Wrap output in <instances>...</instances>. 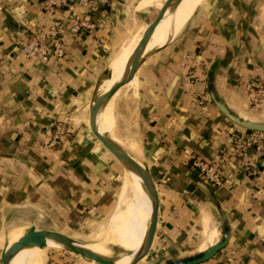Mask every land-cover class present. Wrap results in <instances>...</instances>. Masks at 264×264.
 Returning a JSON list of instances; mask_svg holds the SVG:
<instances>
[{
  "label": "crops",
  "instance_id": "0c3cea01",
  "mask_svg": "<svg viewBox=\"0 0 264 264\" xmlns=\"http://www.w3.org/2000/svg\"><path fill=\"white\" fill-rule=\"evenodd\" d=\"M162 2L125 4L150 17ZM121 4L110 0L96 6L94 34L66 32L64 56L41 61L26 56L22 44L65 11L46 12L41 0H0V249L11 228L33 223L82 229L107 206L113 175L108 153L95 146L96 154L88 133L84 136L83 128L70 121L74 111L66 110L83 98L88 109L120 37L126 14ZM166 30L160 20L151 36ZM215 61L218 95L235 110L264 120V95L250 99L247 88L251 80L264 78V0H202L182 30L151 53L119 91L114 113L138 133L124 136L142 151L158 188V255L188 244L196 230L201 237L196 251L215 242L219 204L229 221L228 242L196 264H264V150L251 148L242 155L228 146L231 130L241 126L208 94L207 71ZM102 112L103 130L116 133L109 113ZM220 157L221 185H210L193 159ZM146 219L124 244L135 252L110 251L101 259L124 264L137 257L150 237V228L148 237L144 233ZM25 246L42 260L48 245ZM180 251L174 255L185 254ZM13 258L24 264L16 253Z\"/></svg>",
  "mask_w": 264,
  "mask_h": 264
},
{
  "label": "water",
  "instance_id": "95a60500",
  "mask_svg": "<svg viewBox=\"0 0 264 264\" xmlns=\"http://www.w3.org/2000/svg\"><path fill=\"white\" fill-rule=\"evenodd\" d=\"M179 2L180 0H163L162 4L157 7V11L154 16L145 24L141 36L129 56L124 72L117 79L113 80L111 83H108L103 89H99V80L109 74V67L106 65L95 84L88 103V130L90 135L97 141L99 145L112 154L124 169H126L129 173L134 174L138 178L150 199L151 226L150 237L147 246L139 256L124 264L200 263L214 256L219 249L227 244L230 236V226L227 214L219 204H216V213L220 221V236L215 242L209 244L202 250L191 252L185 255L164 257L157 256L155 254L154 256H151V253L155 250L157 251L158 249V218L160 211V199L156 182L153 179L148 165L144 161H142L140 158V161H138L134 156L127 152L122 147V145L117 144L114 140H112L107 132L101 131L98 126V114L109 101V99L114 95V93L118 89L121 90L136 75L140 65L151 53L159 49L172 38V36H170L165 43L156 47H150L148 49L146 48L153 30L164 17L167 10L174 11ZM216 66L217 61L210 65L206 76L207 91L213 103L228 119L237 125L246 129L264 131V120L257 119L251 115H247L235 110L227 103L224 98L218 95L214 83V72ZM0 154L3 153L0 151ZM5 239L0 249L1 264H12V256L22 246L34 241L47 242L48 239L54 240L60 248H64L73 252L74 254L79 255L83 259V264H116L109 260H104L97 257L93 250L82 245L71 234L66 233L65 231L49 227H42L33 223L26 225L22 234L12 242H9ZM112 247L116 249V252L123 250L116 245H112ZM142 258H144V261H140ZM90 260L93 261V263H91Z\"/></svg>",
  "mask_w": 264,
  "mask_h": 264
},
{
  "label": "bare ground",
  "instance_id": "6f19581e",
  "mask_svg": "<svg viewBox=\"0 0 264 264\" xmlns=\"http://www.w3.org/2000/svg\"><path fill=\"white\" fill-rule=\"evenodd\" d=\"M146 1L147 0H144V2ZM201 1L202 0H183L180 6L173 11L174 14L169 15L166 13L161 20L162 27L167 28V30L161 32L160 34L150 36L146 48L148 49L150 47L161 45L165 43L170 36L180 32L186 22L192 16L193 12L196 10V8H198ZM185 5V9L182 10ZM142 31L143 29L136 30L126 42L127 50L116 58L112 59L111 62L107 64L109 67V74L99 80V89H103L108 83H111L113 80L117 79L121 71L125 70L129 56L138 42ZM119 91L120 89L114 93V95L109 99L102 109L104 110L105 108V110L109 113V116L114 123V129L117 132L114 133L109 130H103L102 110H100L98 114V126L102 131L107 132L117 144L122 145V147L127 152L140 161L139 158H142V151L140 148L135 143H132L129 139H127L126 136L122 135V133L118 132V130L115 128L114 100ZM146 216V228L144 233L145 237H148V232L151 225V204L149 196L138 178L134 174H131L126 169H124V176L123 180L121 181L120 190L116 199V205L114 206L110 217L107 218L104 226L99 227V229H97L95 232H92L90 234L91 238L89 237L90 239L85 241H82L81 239L82 234L71 235L82 245L93 250L97 257L103 258L107 255V252H115L111 248V245H116L117 247L125 250L126 247L124 244L127 243L130 238L137 233ZM26 225L16 226L9 229L6 234V240L9 242L15 240L22 234ZM46 243L47 245L51 244L55 247H59V245L51 239H48ZM145 248L146 246L144 249ZM143 251L144 250H141L139 255ZM16 254L24 262V264H39L41 261V259L35 256L33 252H31V250H29L25 245L18 249ZM11 263L16 264L13 256L11 258Z\"/></svg>",
  "mask_w": 264,
  "mask_h": 264
},
{
  "label": "built area",
  "instance_id": "2783aa9c",
  "mask_svg": "<svg viewBox=\"0 0 264 264\" xmlns=\"http://www.w3.org/2000/svg\"><path fill=\"white\" fill-rule=\"evenodd\" d=\"M110 0H41L44 11L54 13L58 9L65 15L51 20L46 30L32 35L22 44V50L28 57L47 61L50 57L61 58L65 54L64 35L69 32L74 35L94 34L96 18L93 11L96 6L106 5ZM248 97L255 99L257 94L264 95V78H255L248 85ZM228 146L244 155L249 149L264 150V131L246 129L243 127L231 130ZM224 153H227L225 149ZM222 157L205 160L194 158L193 165L198 168L201 179L214 186H220Z\"/></svg>",
  "mask_w": 264,
  "mask_h": 264
},
{
  "label": "rangeland",
  "instance_id": "374dc122",
  "mask_svg": "<svg viewBox=\"0 0 264 264\" xmlns=\"http://www.w3.org/2000/svg\"><path fill=\"white\" fill-rule=\"evenodd\" d=\"M122 4L121 6L124 7L126 14L124 15V19H123V26L122 29L119 32L120 37L118 39L115 40L114 43H116L112 48V52L109 56V58H111L109 61H111L112 59L116 58L117 56H119L120 54H122L123 52H125L126 49V42L128 41V39L133 35V33L138 30V29H143L144 24H146L156 13L157 9L154 11V13L149 17L146 13L139 11V10H131L126 6V0H121ZM186 7V5L182 8V10H184ZM169 15L174 14L173 11L167 13ZM139 26V27H138ZM127 27L128 29H126V31L123 33L122 30H124V28ZM119 40V41H118ZM111 49V48H110ZM85 99L83 98V102H80L79 106L77 105V107L73 108L70 107L66 110V112H71L72 110L74 111L73 113L75 115L70 117V121H74V123L79 124L80 128H83V130H81L80 132H83V135L86 136L88 133V138L91 139V146L94 149V147H98L100 149V151H104L107 152V156L105 157L106 160L109 161L110 163V167L112 169V189L109 192V195L106 196V205L103 209V211L101 213H95L94 218L88 220L85 227H83L82 229H76L73 228V224L72 227H66L65 231L66 233L69 234H82L81 239L82 241H85L87 239L91 238V233L95 232L97 229H99V227L104 226L105 222L107 221V218L110 217L112 210L114 209V206L116 205V197H117V190L119 188L120 182L123 179V173H124V169L121 166V164L114 158V156L112 154H110L107 150H105L101 145H99L97 143V141L90 135L89 130L87 128V119H88V109H87V105L84 104ZM76 106V105H74ZM107 117H109V115H106ZM69 117H67L66 119H68ZM72 119V120H71ZM110 121L112 122V124L114 125L112 119L109 117ZM119 127V128H118ZM115 128L118 130V132L122 133V135H127L130 131L131 135H133L135 137V134L137 135L138 133L131 131L129 126H124L122 120H120L116 115H115ZM88 131V132H87ZM125 131L127 133H125ZM95 151V149H94ZM96 154L99 153V151H95ZM110 155V156H109ZM73 223V222H72ZM49 228H54L56 229L57 227L55 226H48ZM81 232V233H80ZM183 236V235H181ZM90 237V238H89ZM189 242L188 244H184L183 246L180 245H174L171 249H169V252L166 251L167 254H165V249H163L161 252V254L158 255V249L157 251H153L151 253V256H154L155 254L157 256H164V257H169V256H176L174 255V253L178 254L179 250L181 248L182 251H185V254H189L191 252H195V246L196 243L199 242L200 240V231L196 230V233L194 235H189ZM111 245V244H110ZM111 248L115 251V252H111L109 253L110 255H115V254H130L135 252L136 248L131 249V248H126L125 250H122L120 252H116V249H114L111 245ZM158 248V246H157ZM179 248V250L177 249ZM144 250V248H143ZM180 251V252H182ZM172 254V255H170ZM184 254V255H185ZM139 256V255H138ZM140 261H144V258H142ZM39 264H83L82 259L79 257V255L74 254L71 251H68L64 248H60V247H55L51 244H49L47 247H45L44 251H43V259L40 261Z\"/></svg>",
  "mask_w": 264,
  "mask_h": 264
}]
</instances>
